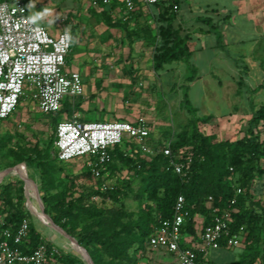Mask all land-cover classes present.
Listing matches in <instances>:
<instances>
[{"label":"rangeland","instance_id":"374dc122","mask_svg":"<svg viewBox=\"0 0 264 264\" xmlns=\"http://www.w3.org/2000/svg\"><path fill=\"white\" fill-rule=\"evenodd\" d=\"M184 1L185 13L192 21L211 18L224 33V47L219 50L210 37L200 41L201 34L193 32L199 26L208 31V27L200 21L193 23L190 29L187 26L181 29L183 34L187 32L186 35L191 37L193 62L199 72L196 80L190 84V100L198 109L199 116L210 117L209 123L201 124V130L213 136L216 143L236 141L244 137L253 114L264 105V0ZM25 2L35 20L53 34L68 30L74 36L75 45L70 60L82 65L78 69L86 88L85 97L77 100L83 110L78 112L81 118L87 121H133L144 118L152 128L151 144L175 140L180 132L186 130L190 116L181 107L185 92L181 86L185 84L186 65L175 63L159 74L153 70V58L160 45L157 18L161 11L158 8L138 5V10L125 16L124 19H131V30L139 32L135 43L130 46L123 30L106 26L101 10L93 6V0ZM175 27L178 28L176 22ZM65 119L64 116L59 121ZM56 125L49 115L38 111L30 97L23 98L12 118L0 122V174L20 166L21 159L29 157L34 147L45 148L55 134ZM151 146L157 149L155 144ZM55 162L59 168L56 178L68 183V195L72 199H81L85 206H91L93 192L101 182L88 173V160ZM33 171L31 181L38 177ZM20 172L24 174V171ZM126 175V170H122L121 176L125 178ZM10 176L0 179L1 184L16 182ZM236 180V172L229 175L234 188ZM114 181L113 178L107 179L109 185ZM34 187L39 189L41 196L39 179ZM139 188L140 183L135 181L134 192L137 193ZM56 193L57 190L52 191V194ZM26 194L25 189L27 198ZM12 198L17 204L22 200L18 183L12 190ZM30 201L38 209L35 212L32 210L31 222L34 226L57 246L67 247L69 252L78 254L83 261L81 252L85 250L93 264H176V258L170 254L151 249L146 243L144 249L132 243L137 229L130 225L127 218H111L107 214L94 219L74 220L75 236L94 225L105 233L116 231L122 249L112 256L95 242L84 247L73 236L58 232L54 226L43 225L39 220V215L46 214L42 200H39L40 203L35 199ZM141 208L134 198L124 199L118 204L106 201L99 205L104 213L123 210L129 215L133 214L134 220L138 218ZM4 209L8 210L9 205L0 202V213H4ZM68 237L74 238L79 247ZM28 244H31L30 240ZM89 252L93 253L95 262ZM241 252L242 247L233 248L230 252L208 251L207 264L228 263Z\"/></svg>","mask_w":264,"mask_h":264},{"label":"trees","instance_id":"16d2710c","mask_svg":"<svg viewBox=\"0 0 264 264\" xmlns=\"http://www.w3.org/2000/svg\"><path fill=\"white\" fill-rule=\"evenodd\" d=\"M181 3L182 1L151 7L161 11L157 18L160 45L153 58L154 72L159 74L167 66L175 63H182L187 67L185 84L181 86L185 91L181 107L188 112L190 118L186 130L180 132L178 138L171 144L173 153L180 156L181 162L186 166V176L168 170L169 159L163 155L148 156L140 151L134 141L123 143L109 150L111 159L105 173H108L107 179L115 180L114 183L107 192L101 191L99 186L93 194L99 195L102 203L109 200L118 204L124 199L134 198L142 207L141 212L137 214L138 218L134 220L133 214L129 215L123 210L104 213L99 209V204L91 202V206H85L81 199H72V196L68 195V183L56 178L59 168L55 162L56 160L64 163L58 160L55 146L57 126L63 121L59 119L65 116V120H70L75 114L83 111L80 102L74 103L69 99L63 103L59 111L49 115L52 123L57 125L55 134L50 137L46 147H34L30 156L23 157L21 161L28 169L39 174L45 213L56 226L73 236L84 247L95 242L112 256L122 249L117 232L105 233L98 225L87 229L79 236L74 234L75 219H94L107 214L111 218L129 219L130 225L137 229L136 238L132 243L137 244L139 249H144L145 243L149 247V238L159 225V220L171 218L178 198L183 196L187 214L183 226L184 235L197 239L199 229L203 224L210 222L214 209H217L219 214L231 210L233 221L231 229L237 231L244 228L248 233L244 243L245 250L236 264H255L260 259L264 264V187L261 186L264 182V105L253 114L248 130L241 139L216 143L213 136L202 132L201 124L209 123L210 117L199 116L198 109L190 100V84L196 80L199 72L192 64L191 37L175 27L178 12L174 8L175 6L180 8ZM119 7H123L121 0H112L109 6L100 2L98 8L106 26L123 30L132 46L139 32L131 30L130 18L122 21L112 16L113 11ZM201 21L209 26L212 23L209 19ZM210 27L211 33L217 36V43L221 49L224 47V35L218 28L212 25ZM72 37L73 52L75 39L73 35ZM81 119L87 121L86 118ZM162 143L154 144L158 148ZM154 144L150 142V145ZM87 169L92 176L91 169L89 167ZM122 170L127 172L125 178L121 176ZM234 172L237 173L236 188L229 181V175ZM135 181L140 183L137 193L133 190ZM99 182L102 184V181ZM17 183L22 199L19 204L12 198V190ZM239 188L243 189L244 193L237 196ZM55 190L57 193L52 194ZM0 202L9 205L8 210L4 209V213H0L5 216V227L16 230L25 219L32 220L33 217L26 207L23 181L0 184ZM199 219L204 221L201 223ZM30 242V251L43 243L42 235L33 222L30 223ZM48 246L51 247L52 244L49 243ZM89 253L95 262L93 253ZM202 258L203 254L198 253L199 264H202ZM53 261L55 264H86L78 255L66 251H61L60 255L49 259L47 264H52Z\"/></svg>","mask_w":264,"mask_h":264},{"label":"built area","instance_id":"2783aa9c","mask_svg":"<svg viewBox=\"0 0 264 264\" xmlns=\"http://www.w3.org/2000/svg\"><path fill=\"white\" fill-rule=\"evenodd\" d=\"M181 1L121 0L123 7L116 12L124 16L134 12L138 4L170 5ZM100 2L105 6L111 4V0H93V6L98 8ZM174 10L178 12L180 8L175 6ZM72 46L70 31L53 34L35 20L25 0H0V120H8L25 97H30L38 111L44 115L59 111L67 99L75 103L85 97L82 74L69 67L68 58ZM151 139L152 128L144 118L133 121H83L75 114L72 119L58 124L55 146L60 162L87 159L93 179L102 181L100 190L103 192L111 188L107 182L108 173H105L111 159L109 150L133 141L143 154L152 157L163 155L169 159L168 170L186 176L182 158L172 151L173 140L164 141L155 149L150 145ZM261 186L264 187V182ZM26 193V207L32 215L35 209L30 199L38 202L42 199L39 191H31L28 184ZM243 193L244 190L239 188L236 195ZM91 201L99 205L102 203L99 195H93ZM186 215L185 199L180 196L173 216L160 219L149 238L151 249L163 250L175 256L177 264H199L198 253L238 248L248 236L244 228L237 231L231 229V210L219 214L214 209L210 222L201 226L195 239L183 233ZM39 220L47 227L52 226L44 213L39 215ZM30 223V219H25L18 229L12 230L5 227V216L0 215V264H47L49 259L60 255L61 251L69 252L67 247L57 246L40 230L43 243L30 251Z\"/></svg>","mask_w":264,"mask_h":264},{"label":"crops","instance_id":"0c3cea01","mask_svg":"<svg viewBox=\"0 0 264 264\" xmlns=\"http://www.w3.org/2000/svg\"><path fill=\"white\" fill-rule=\"evenodd\" d=\"M123 4V3H122ZM139 6L138 7H140V6H146V5H143V4H138ZM147 7H151V6H147ZM119 8H122V7H119ZM119 8H117L116 10H114L113 11V13H112V16L114 17V18H116L117 20H122V21H125L126 19H124L125 18V16L127 15H124V16H122V14L121 13H118V12H116ZM139 8H137V10H138ZM186 8H185V1L184 0H182V3H181V7H180V10L178 11V17H177V20H176V24H177V26H178V28L179 29H184L185 28V26H187L188 27V29H190L192 26V24L193 23H198V21H200L201 23H203L204 25H206L207 27H208V31L207 30H205V29H203V28H200L201 26H199V27H196L195 29H194V33H196V34H201V37H199V40L200 41H204L207 37H210V40H212V42H214V45H215V47L217 48V49H219V50H221L220 49V47L218 46V43H217V36L215 35V34H213V33H211V31H210V29H211V25L212 26H214V27H216L215 26V24H214V21L211 19V18H204V19H209V20H211V25L209 26V24H207V23H204V22H202L201 21V19H198L197 18V20H191V17H188L187 16V14L185 13V10ZM131 26V25H130ZM217 28V27H216ZM219 30V29H218ZM207 31V32H206ZM190 33V32H189ZM184 34H188L187 32L186 33H184ZM222 34L224 35V33L222 32ZM56 35V34H55ZM194 35V34H193ZM130 45V44H129ZM133 46V45H132ZM191 46V45H190ZM193 52V51H192ZM193 57H194V54H193ZM69 59V58H68ZM192 64L196 67V68H198V66L197 65H195L194 64V62H193V58H192ZM173 65V64H172ZM172 65H170V66H172ZM69 67L70 68H73L74 70H77V71H79V69L78 68H82V65L81 64H79V63H76V62H72L70 59H69ZM80 72V71H79ZM81 73V72H80ZM82 74V73H81ZM190 89H191V86H190ZM191 91V90H190ZM12 118V116L8 119V120H10ZM8 120H0V122H7ZM23 167L25 170H23L24 171V174H21V172H20V170H21V168ZM21 170V171H22ZM33 170H30V169H28L27 168V166L25 165V164H21L20 166H17L16 168H14V169H11V170H9L6 174H3V173H1L0 174V179L2 180L4 177H6L7 175H11L10 177H12L14 180L13 181H23V183L26 185V184H28L29 185V188H30V190L31 191H39V189L38 188H35L34 186H35V184H36V182H37V180L39 179L40 180V177H39V174L36 172V171H33V172H36L37 174H38V177H35L34 179H33V181H31V178H30V174H31V172H32ZM27 174V175H26ZM26 175V176H25ZM26 179L28 180V183H27V181H26ZM30 180V181H29ZM0 184H1V182H0ZM33 189H32V188ZM200 220V222L202 223L203 221H204V219H199ZM240 247H242V252L241 253H239V255L238 256H236V257H234V259H232V261H230V262H228V263H225V264H236L239 260H240V257H241V255L243 254V252H244V250H245V247H246V245L245 244H243V245H241ZM158 251H162L163 253H165V254H169V253H167V252H165V251H163V250H158ZM212 252H216V251H224V252H227V251H232V249H220V250H211ZM209 253H210V251H209ZM209 253L207 252V253H202L203 254V258H202V264H207L208 263V261H207V258H208V255H209ZM171 255V254H170ZM171 256H173V255H171ZM175 257V256H174ZM176 258V257H175ZM176 264H177V259H176ZM255 264H262V261H261V259L260 260H258Z\"/></svg>","mask_w":264,"mask_h":264},{"label":"water","instance_id":"95a60500","mask_svg":"<svg viewBox=\"0 0 264 264\" xmlns=\"http://www.w3.org/2000/svg\"><path fill=\"white\" fill-rule=\"evenodd\" d=\"M3 174H5V173H3ZM25 188L27 189V184H26ZM43 212H44V209H43ZM44 215L46 216V218L50 221V223L52 224V226H54V228H55L58 232H61L62 234H66L65 231H63L61 228H59L58 226H56V225L54 224V222L52 221V219H51L49 216H47L46 214H44ZM68 238H69V237H68ZM69 240H70L71 242H73L77 247H79V244L77 243V241H76L74 238H69ZM81 253L83 254L84 262H85L86 264H93L92 260L88 257V253H87L85 250L82 251Z\"/></svg>","mask_w":264,"mask_h":264},{"label":"bare ground","instance_id":"6f19581e","mask_svg":"<svg viewBox=\"0 0 264 264\" xmlns=\"http://www.w3.org/2000/svg\"><path fill=\"white\" fill-rule=\"evenodd\" d=\"M22 171H23V170H22ZM26 181H27V183H28V180H27V179H26ZM34 209H35V211H38V209H37V208H35V207H34ZM37 219H38V218H37ZM77 255H78V254H77ZM80 256H81V255H80Z\"/></svg>","mask_w":264,"mask_h":264}]
</instances>
